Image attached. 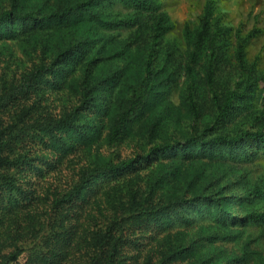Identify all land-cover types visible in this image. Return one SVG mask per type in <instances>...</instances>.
<instances>
[{
	"label": "trees",
	"instance_id": "obj_1",
	"mask_svg": "<svg viewBox=\"0 0 264 264\" xmlns=\"http://www.w3.org/2000/svg\"><path fill=\"white\" fill-rule=\"evenodd\" d=\"M174 26L162 0H0V40H25L36 55L19 78L0 82V207L16 211L34 199L18 178L32 165V151L24 150L28 144L68 150L101 133L105 116L109 142H119L148 114L172 113L168 95L180 82L185 116L201 128H181L179 136L165 137L144 156L109 160L85 170L72 189L53 200V208L85 199V190L97 179L125 181L161 160L237 162L264 155V110L255 105L264 74L256 61L249 64L247 59L253 41L264 34L262 20L257 15L250 29L224 25L218 1L206 0L197 26L184 27L187 49L182 59L176 41L166 39ZM37 98L41 106L54 110L38 112ZM158 122L157 117L153 124ZM215 182L202 186L208 191L184 192L176 199L146 197L131 210L133 217L124 207L118 218L119 210L113 208L111 227L97 234L99 245L86 264H125L121 243L131 230L142 234L143 245L146 238L155 242L158 233L182 234L156 250L164 263L165 256L179 260L183 254L234 239L220 230L264 221L260 185L244 178ZM236 187L242 193H235ZM140 239L128 243L140 247ZM251 254L249 249L241 256L230 254L224 264H250ZM21 255L17 246L0 254V264H18ZM35 255L45 261L41 252ZM148 262L153 264L152 257Z\"/></svg>",
	"mask_w": 264,
	"mask_h": 264
},
{
	"label": "rangeland",
	"instance_id": "obj_2",
	"mask_svg": "<svg viewBox=\"0 0 264 264\" xmlns=\"http://www.w3.org/2000/svg\"><path fill=\"white\" fill-rule=\"evenodd\" d=\"M217 1L224 25L237 28L243 24V27L250 29L258 15L264 26V0ZM162 2L164 10L175 25L166 35V39L171 42L176 41L180 51L177 57L182 59L187 49L184 27L186 24L191 28L197 26L198 17L206 0H162ZM53 44L51 38L49 46L53 47ZM30 48L25 40H0V82L13 81L32 66L36 55H32ZM247 59L249 64L256 61L258 72L264 74V34L253 41L248 49ZM181 86L182 82L176 84L168 95V101L174 105L172 113L155 116L148 114L147 117L133 123L132 130L119 142H109V117L105 116L101 119L103 124L101 133L94 135L88 141H80L74 147H68V150L64 151L58 147L46 148L38 142L28 144L24 150L32 151L30 153L32 165L30 168H25L18 178L19 184H22L34 199L16 211L8 212L4 207H0V254H8L20 246L22 255L18 264H86L90 253L99 245L97 234L101 231L106 232L108 226L111 227L113 208L119 210L116 215L118 218L122 217L124 207L130 208L127 215L133 217L131 210L133 207L139 208L146 197L149 200L152 197L156 200L161 196L164 199H176L184 192L191 195L196 190L208 191L209 188H201L204 184L213 181L227 184L244 178L248 184L260 185L264 190V155L262 154L254 160L237 162H218L208 159L185 161L175 158L167 162L161 160L151 164L125 181L97 179L85 190L83 196L85 199L63 203V206L53 208V200L72 189L85 170L109 160L119 162L137 154L144 156L154 144L163 141L165 137L169 136L172 139L179 136L181 128H188L191 125L201 128L200 124L191 123V118L185 116L186 112L181 102ZM60 97L62 99L65 96L61 94ZM35 102L37 103L34 106L40 109L38 112L51 113L55 108L41 106L38 98ZM255 105L264 110V82L259 85ZM158 109L160 106L154 107L150 113ZM210 111V104H206L205 112ZM179 115L182 116L180 125L176 123ZM157 117L158 124H153ZM190 182L195 185L188 189L187 185ZM235 193L242 192L236 187ZM132 194H135L134 198ZM153 207L156 208L157 205L153 204ZM260 208L264 209V204H260ZM135 220L137 219L134 218ZM219 233L223 236H235L234 241L217 242L195 252L183 254L179 260L169 261V257L165 256L166 262L161 263L159 251L156 250L164 249L168 239L172 243L182 234L178 231L166 233L165 236L158 233L155 242L152 243L145 237L146 245H143L144 238L140 239L142 234L131 230L126 232V239L121 243V245L125 244L122 246L121 257L124 258L125 264H147L151 257L153 264L157 262L158 264H200L203 260H208L205 264H220V262L224 264L228 255L241 256L249 249L252 254L255 253L250 264L264 262V221L237 226L235 229L220 230ZM103 235L104 233L101 237ZM128 236L134 237L133 239L139 238L142 245L133 247L132 242L128 243L133 239L127 240ZM37 252L43 254L45 261H39L35 255ZM217 254L220 255L219 260Z\"/></svg>",
	"mask_w": 264,
	"mask_h": 264
}]
</instances>
